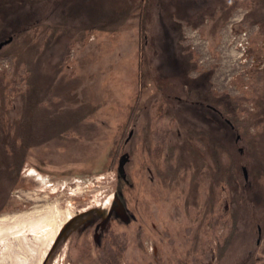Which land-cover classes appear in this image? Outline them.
Returning <instances> with one entry per match:
<instances>
[{
  "label": "rangeland",
  "instance_id": "obj_1",
  "mask_svg": "<svg viewBox=\"0 0 264 264\" xmlns=\"http://www.w3.org/2000/svg\"><path fill=\"white\" fill-rule=\"evenodd\" d=\"M163 1L0 0V264H264V0Z\"/></svg>",
  "mask_w": 264,
  "mask_h": 264
},
{
  "label": "bare ground",
  "instance_id": "obj_2",
  "mask_svg": "<svg viewBox=\"0 0 264 264\" xmlns=\"http://www.w3.org/2000/svg\"><path fill=\"white\" fill-rule=\"evenodd\" d=\"M123 214H125V213H123ZM54 228H56V227H54ZM69 228H70V223H69V220H67L63 226L59 227L58 231H57V229L56 230L54 229L55 231H53V225H51V224L37 225L35 227L34 231H35V233H37L39 235L38 238H40V240H44L46 234L50 230V234H53V236L51 237L53 239V242H52L53 245L52 246L55 247V245H57L58 241L63 237L65 232L69 230Z\"/></svg>",
  "mask_w": 264,
  "mask_h": 264
},
{
  "label": "flooded vegetation",
  "instance_id": "obj_3",
  "mask_svg": "<svg viewBox=\"0 0 264 264\" xmlns=\"http://www.w3.org/2000/svg\"><path fill=\"white\" fill-rule=\"evenodd\" d=\"M117 206H118L117 203L114 206H112L110 212H107L104 219H102V221L97 224L96 235H97V230H101V229L105 228L106 224L108 223V221L112 217V215H116L122 221H127V215H126V212H125L123 206H122V211L119 209V206L118 207ZM123 213H125V214H123Z\"/></svg>",
  "mask_w": 264,
  "mask_h": 264
},
{
  "label": "water",
  "instance_id": "obj_4",
  "mask_svg": "<svg viewBox=\"0 0 264 264\" xmlns=\"http://www.w3.org/2000/svg\"><path fill=\"white\" fill-rule=\"evenodd\" d=\"M11 40H12V37H9L8 39L2 41V42L0 43V49H1L3 46L9 44V43L11 42ZM117 204H118V206H119V209L122 211V204H121L119 201L117 202Z\"/></svg>",
  "mask_w": 264,
  "mask_h": 264
},
{
  "label": "crops",
  "instance_id": "obj_5",
  "mask_svg": "<svg viewBox=\"0 0 264 264\" xmlns=\"http://www.w3.org/2000/svg\"><path fill=\"white\" fill-rule=\"evenodd\" d=\"M175 1V0H174ZM159 3L161 4V3H166V1H163V0H159ZM179 5L181 6V8H182V5L179 3ZM182 10H185V12L187 13L188 11H187V8H185V9H182ZM188 14V13H187ZM186 15V14H185ZM191 16V15H190ZM177 17H179V16H177ZM192 17V16H191ZM173 18H175L174 16L172 17V20H173ZM182 18H184V17H182ZM166 36H170L169 34H167Z\"/></svg>",
  "mask_w": 264,
  "mask_h": 264
}]
</instances>
